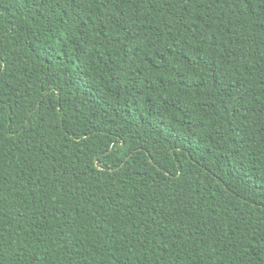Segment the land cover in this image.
<instances>
[{"label":"trees","instance_id":"obj_1","mask_svg":"<svg viewBox=\"0 0 264 264\" xmlns=\"http://www.w3.org/2000/svg\"><path fill=\"white\" fill-rule=\"evenodd\" d=\"M0 264H264V0H0Z\"/></svg>","mask_w":264,"mask_h":264}]
</instances>
